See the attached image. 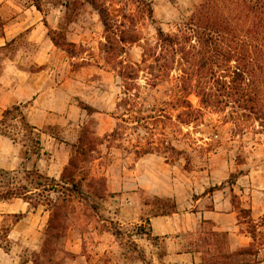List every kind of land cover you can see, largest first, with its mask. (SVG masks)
Instances as JSON below:
<instances>
[{
	"label": "rangeland",
	"instance_id": "rangeland-1",
	"mask_svg": "<svg viewBox=\"0 0 264 264\" xmlns=\"http://www.w3.org/2000/svg\"><path fill=\"white\" fill-rule=\"evenodd\" d=\"M13 1L21 5L34 2ZM93 1L94 7L86 0H75L74 3L73 0H38L41 6V12L36 13L38 23H42L43 18L47 20L46 27L40 25L41 30L47 35L49 29L55 30L60 42L73 33L80 38V43L67 47L64 52L55 50L44 66L50 93L47 105L50 112L61 111L63 117L41 129L50 137L45 140L44 147L45 159L51 169L47 174H39L35 169L19 170L14 174L0 172V196L9 192L11 199L32 191V195L26 198L31 199L32 206L45 211L48 219L46 199L55 200L59 193L44 192L43 188L48 184L45 177L59 181L73 152V145H87L86 149L92 150L82 165L80 175H85L88 181L91 178L95 181L90 188L86 187L88 181L84 182V195L73 199L75 209L70 212L64 235L51 240L44 253L41 250L35 253L28 248H13L20 252L23 260H30L32 264H173L167 262L168 252L193 248L204 252L203 257L207 261L203 264H254V261L264 257V218L252 219L250 216L248 197L252 181L247 182V179L254 172L264 176V115L260 118H240L239 122L245 125L235 128L227 118L228 109L224 113L201 109L198 98L190 95L189 101L194 109L201 110V116L188 125H180L179 130H165L167 139L181 155L154 149L149 154L137 156L135 151L147 146V142L154 141L153 147L157 146L159 135L153 130L149 133L142 129H126L115 141L107 139V134L117 123L112 115L123 113L122 109L116 110L123 92L122 82L112 70L117 67L116 61L122 62L123 66L132 64L139 67L137 84L143 85L144 43L154 44L156 26L164 32H173L175 25L185 20L200 0H147L153 4L156 23H138L141 40L116 51V54L107 52L109 42L117 45L107 34V27H104L107 19L101 18L99 11L108 9L118 21H122V14L135 13L136 7L125 0ZM61 3L68 4L66 12L64 7L59 6ZM19 14L22 13L8 6L6 20L1 19L3 37L15 35V39L0 45V77L8 70L10 61L17 62L26 72L37 70L30 63L28 56L32 48L25 38L29 30L27 27L35 20L30 19L12 30L9 28L8 20ZM59 16L61 18L56 26ZM23 17L29 18L30 14H22ZM107 36L110 37L108 43ZM3 37H0V44ZM174 75L172 72L171 76ZM167 87L166 83L160 84L149 94L152 98L165 101ZM151 97H148V103H152ZM84 104L97 112L88 115L82 109ZM16 106L24 115L27 104ZM17 114H8L0 125V131L22 147L24 156L28 149L37 146L35 142L39 138L34 130L31 132L21 123ZM172 114L175 120L177 112ZM132 124L130 121L128 126ZM84 132L88 135L83 138ZM54 165L58 169L53 168ZM231 185H235L234 192ZM103 190L105 193L101 194ZM165 198L175 202L176 213L186 216L215 207L217 210L227 209L229 205L225 201H229L238 213L241 232L254 238L245 248L250 255H242L240 251L232 254L226 235L213 233L210 222L201 223L194 232L181 231L170 239L155 238L145 221L162 217L155 216L159 214L156 206L161 204L156 199ZM11 221L5 218L4 225ZM137 227H140L139 231H136ZM1 231L0 246L8 248L9 241L4 240L5 230ZM212 238L214 246L208 248L206 245ZM201 239L204 244L199 242ZM44 240L45 234L42 235V242ZM196 240L197 244L190 248ZM210 254L214 257L208 258ZM232 256L233 261H230L228 258Z\"/></svg>",
	"mask_w": 264,
	"mask_h": 264
},
{
	"label": "trees",
	"instance_id": "trees-1",
	"mask_svg": "<svg viewBox=\"0 0 264 264\" xmlns=\"http://www.w3.org/2000/svg\"><path fill=\"white\" fill-rule=\"evenodd\" d=\"M125 1L134 5L136 12L123 13L122 21H118L108 9L99 11L100 17L107 19V22H104L107 34L112 36L111 41L117 45L109 42L107 52L111 54H116V51L141 40L137 31L138 23H156L152 2ZM86 2L95 6L93 0ZM33 5L41 12L38 0H34ZM63 6L66 12L68 4ZM2 30L0 19V37L4 35ZM55 32L49 29V38L57 48L67 51L70 45L65 40L60 42L59 35ZM108 40L109 36L107 43ZM142 50V63L145 65L142 70L143 85L137 84L140 71L138 66H123L122 62L116 61L117 67L112 68L122 82V98L117 103L116 110L122 109L123 113L112 115L117 123L107 134V139L115 141L126 129H142L149 133L157 131V146L153 147L154 141L147 142V146L135 151L137 156L149 154L154 149L170 152L171 155L182 154L171 145L165 130H179L180 125H188L201 116V110L194 109L189 101L190 95L198 98L201 109L214 113H224L228 109L227 118L235 128L245 125L239 122L240 118H260V115H264V0H200L188 17L175 25L173 32H164L160 26H156L154 44L145 42ZM172 72L175 73L174 77L171 76ZM165 83L168 85L164 92L167 100L152 98L150 91ZM148 97H151L152 103H148ZM82 109L88 115L97 112L85 104ZM19 111L17 106L6 109L0 125H3L8 114L17 112V118L19 117L21 123L33 132V127ZM172 112H177L175 120ZM130 121L133 122L132 126H128ZM0 135L15 141L2 131ZM87 135L88 133L84 132L83 138ZM35 143L37 146H33L31 152L39 154V140ZM72 147L73 152L62 170L59 181L45 177L48 184L44 186V192L59 193V196L55 200L49 197L46 199L45 206L49 218L42 253L51 240L60 239L64 235L70 212L75 209L73 199L84 195V182L88 181L86 176L80 173L92 150L86 149L87 145ZM93 181L95 180L91 178L86 187L90 188ZM102 192L101 194H104L105 190ZM8 196L9 192H5L4 196H0V200H7ZM156 200L161 204L156 206L159 214L155 216H170L176 213L173 200ZM91 208L96 209L95 206ZM145 222L150 225L149 220ZM139 230L140 227H137L136 231ZM240 254L250 255L245 249L240 250ZM258 262L259 260H256L254 264Z\"/></svg>",
	"mask_w": 264,
	"mask_h": 264
},
{
	"label": "crops",
	"instance_id": "crops-1",
	"mask_svg": "<svg viewBox=\"0 0 264 264\" xmlns=\"http://www.w3.org/2000/svg\"><path fill=\"white\" fill-rule=\"evenodd\" d=\"M8 6L24 15L28 12L31 17L22 18V14H19L16 18L9 19V28L11 30L20 24L29 22L30 19L35 20L27 27L29 30L26 32L25 38L32 48L28 56L30 63L37 70L26 72L25 68L17 65V62L10 61L8 70L0 77V119L6 109L20 104H27V107L24 108V115L26 122L38 134L40 152L39 154H33L28 149L23 156L22 147L17 142L9 137L0 135V172L14 174L19 170L29 171L35 169L39 174H47L51 167L45 159L46 148L44 147V142L50 137L42 133L41 129L44 126L52 125L63 117L61 116V111L58 113L50 112L51 109L47 105L50 93L44 66L55 50L64 51L57 48L49 36L41 30L40 25L42 24L46 27L47 20L43 18L42 23H38L39 20L36 13L39 14V11L33 4L21 5L13 0H0V19L4 20L6 18V8ZM52 6L54 7V5ZM59 6L64 7L62 3ZM60 18L61 16L57 17L56 26ZM13 39H15V35H7L2 38V44L0 45ZM79 39L76 34L69 33L65 41L70 47H73L80 43ZM53 168L58 169L55 165ZM59 170L61 172L62 169L59 168ZM256 173H250L251 175L247 179V182L252 181L250 185L252 189L248 197L252 219L264 218V176ZM234 186L231 185L233 192L235 191ZM32 193V191H27L21 197L15 196L11 199L0 200V234L2 233L1 230L4 229V240L9 241L8 248L0 246V264H32L30 260H23L20 252L14 248H28L35 253L42 248V235L46 229L48 219L45 211L38 207H32L31 199L26 198L27 195H32ZM225 204H228L229 208L217 210V207H215V209L200 210L191 213V216L174 213L172 216L154 217L149 220L151 234L155 237L170 239L171 236H175L181 231H196L203 221L210 222L213 233L226 235L227 246L230 248L231 253L239 252L241 249L249 247L252 238L241 232L238 213L234 207L231 206L229 201L228 203L225 201ZM176 216L177 218H175ZM5 218H9L12 221L4 225ZM209 241L208 245H206L208 248L214 246L212 244H214L215 240L212 238ZM196 242L197 240L193 245H190V248L196 245ZM199 242L205 243L203 239ZM259 253L260 250L257 256H259ZM203 255L204 252L202 250L193 248L186 251L168 252L166 258L168 263L173 264H203L207 261ZM210 255H207V257H214V254ZM228 259L233 261V256ZM256 264H264V257L259 259Z\"/></svg>",
	"mask_w": 264,
	"mask_h": 264
}]
</instances>
